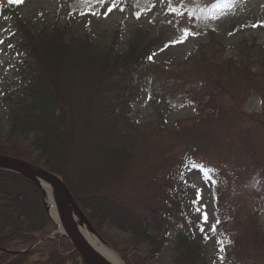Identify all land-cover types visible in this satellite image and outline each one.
Instances as JSON below:
<instances>
[{"label":"trees","instance_id":"trees-1","mask_svg":"<svg viewBox=\"0 0 264 264\" xmlns=\"http://www.w3.org/2000/svg\"><path fill=\"white\" fill-rule=\"evenodd\" d=\"M73 1L77 7L72 14L92 8L93 0ZM122 1L132 7L137 18L155 10L153 0ZM237 1L190 0L186 8L173 5L178 13L172 21L161 13L152 20L174 24L173 30L162 32L164 28L160 26L158 35L150 37L139 29L125 50L102 49L93 44L86 47L84 55L73 49L77 54L70 56L55 49L54 44L62 39L60 30L35 32L39 36L37 44L28 46V50L20 46L25 55V82L19 100L14 102L11 119V136H22L26 146L0 142V154L33 161L57 174L95 228L107 220L148 245L154 254L159 253L170 234H175V264H207L198 241L184 223L186 184L182 174L187 167L199 166L215 182L219 209L224 208L225 187L229 196L235 191L249 198L245 216L249 225L231 217L223 221L221 214L219 227L228 237L224 249L227 264H264V237L257 234L255 227L261 212L259 204L264 200V86L260 77L264 74L263 51L254 53L253 47L244 43L235 59H222L218 53L223 48L207 44L198 47V57L180 64L152 61L157 46L184 41L197 22L208 32V26L220 22L222 16L228 17L226 7ZM20 5L21 0H10L0 7V16H6L14 34L23 39L28 22L19 17ZM188 12L193 24L182 26V15ZM210 67L216 72L209 73ZM229 77L245 79L246 89L238 92ZM250 90L260 92V113L243 110ZM136 92L145 94L147 101L157 107L178 109L186 103H196L198 117L166 135L159 113L158 122L134 125L126 107ZM163 135V151L151 159L156 167L152 175L139 176L146 187L151 183L152 189L143 193L146 187L138 184L135 191L131 182L139 173L133 170L139 169L134 167L143 157L138 153L148 143H160ZM181 135L184 142L179 141ZM135 157L138 159L133 162ZM7 183L14 188L6 187ZM124 183H129L130 189L126 190ZM21 190L31 191L32 197L12 198L13 210L2 202V193L13 197V192L19 194ZM136 193H141L140 197L132 199ZM237 199L242 200L239 195ZM51 227L52 220L44 210L36 184L18 173L0 170V239L22 233L28 245V240ZM53 249L54 254L50 252L46 257L48 264H66L78 257L73 248L71 257L63 252L57 255L55 246Z\"/></svg>","mask_w":264,"mask_h":264},{"label":"rangeland","instance_id":"rangeland-1","mask_svg":"<svg viewBox=\"0 0 264 264\" xmlns=\"http://www.w3.org/2000/svg\"><path fill=\"white\" fill-rule=\"evenodd\" d=\"M188 1L190 2V0H153V3H155L154 12L137 18L132 7L125 6L121 0H93V4L90 6L92 8L82 10V13L76 14H72L73 11L71 12L74 7H77V3L73 0H23L20 5L19 17L21 16L29 23H27L28 28L24 29L26 35V38L23 36L24 40L18 34H13L14 29L11 21L0 17V142L3 144L7 142L9 146L17 145L21 148L26 146L22 136L19 139L16 136H11V119L15 106L14 102L19 100L25 82L23 75L25 55L24 51L20 50V46L26 47V50H28V46L33 47L34 44H37L39 36L35 32L49 29L50 32L55 33L56 29L60 30L62 39L60 38L61 41L54 44L55 49L60 53H68L70 56L77 54L73 49H78V53L84 55L83 51L86 50V47L93 44L102 49L119 47L120 50H125L128 40L139 29L150 34V37L158 35L160 26L164 28L161 29L162 32L173 30L175 28L174 24L169 23L177 15V10L172 8L173 5H183L186 8ZM0 3L5 4L6 0H0ZM228 9V17L222 16L220 22L208 26V32H204L201 24L197 22V26L193 28L194 31H190L184 41L162 43L157 46L153 52L152 61L156 64H180L191 57H198V47L207 44L211 45L210 48L215 44L217 47L221 46L223 50H220L218 57L222 59H235L238 48H241L244 43L252 46L254 53H258L260 50L264 53V0H243L232 5V7L228 6ZM157 13H168L171 19H168L167 25L163 24L165 22L162 20L153 23L152 20ZM193 20L189 12L187 15L184 13L181 18V25L189 27L193 24ZM197 31H201V33ZM60 57L57 61H60ZM199 63L204 62L200 61ZM201 70L204 69L201 68ZM216 70L210 67L208 71L210 73L211 71L216 72ZM223 74L225 75V73ZM260 77L263 78L261 81L264 86V74ZM228 80L235 85L238 92L246 89L247 81L243 80L242 77H229ZM136 93L137 95L131 97L126 110L130 121L139 127L158 122V115L160 114L163 118V129H165L163 133L166 135L168 131L177 132L179 126L185 127L198 117L199 107L196 103H186L181 108L169 109L166 105L157 107L150 104L145 94ZM261 108L262 97L260 92L250 90L248 98L243 103V110L246 113H260ZM204 111L207 112V110ZM180 140L184 142L182 135L179 138ZM162 142H166L164 135L160 139V143H148L142 146L144 149L138 153L143 157L134 167H139V169L133 168L134 174L139 173L131 182L135 191L138 184L146 187L145 183L140 181L139 176L152 175V170L156 167H153L151 159L154 160V156L163 151ZM214 152L216 154L218 151ZM137 159L138 157H135L133 162H136ZM30 162L33 163V161ZM38 166L47 169L43 165L38 164ZM182 175V180L186 184V198L184 200L185 226L198 241L201 255L207 264H227L224 249L228 243V238L223 229L217 226L221 220V214L223 215V221L231 217L237 222L243 221L241 224L249 225L248 220L245 218L246 212L249 211V198L247 196L243 197L235 191H232L233 194L230 193L229 196V191L225 187L223 195L225 196L223 197L224 208L219 209L216 203L215 182L205 175L201 167H187ZM122 186L126 190L130 189L129 183L127 185L124 183ZM6 187L14 188L11 183H7ZM144 189L143 193L152 189L151 183ZM31 193V191L21 190L19 194L13 192L12 195H15L13 197L4 196L2 193L1 200L13 210L12 198L18 197L21 199L26 197L27 199L29 196L32 197ZM39 194L43 204L41 190H39ZM140 195L141 193H136L132 199L137 200ZM238 195L242 200H245L238 201ZM259 205L261 212L257 215V225L255 227L258 229L257 234L264 237V200ZM43 207L48 218L52 220L53 227L44 232L45 234L40 233L41 235L38 237H33L31 241L28 240V245H25L24 241V254L9 262V264H32V262L48 264L49 261L46 257L47 255L50 256V252L52 255L54 254V246L57 255L63 252L64 256L71 257L73 252L71 249H75L74 246L66 237H62L56 232L58 230L56 224L50 213L46 211L44 204ZM205 214L207 220L204 218ZM93 228L99 235L98 239L108 248L114 250L125 264H140L141 261L144 264H175L174 257L177 249L175 234H170L169 240L161 246L159 253L154 254V251L148 245L139 242L133 238L130 232L113 226L107 220H102L97 228L94 226ZM48 236L53 238L32 248L36 242L38 243L39 240ZM261 241L264 242V240ZM40 253H43V255L41 256ZM78 260H80L79 253L74 261H66V264H75ZM80 261L82 262V260Z\"/></svg>","mask_w":264,"mask_h":264},{"label":"water","instance_id":"water-1","mask_svg":"<svg viewBox=\"0 0 264 264\" xmlns=\"http://www.w3.org/2000/svg\"><path fill=\"white\" fill-rule=\"evenodd\" d=\"M0 169L22 174L36 183L41 190L46 211L50 213V208H54L57 219L50 216L59 228L57 232L72 243L79 252L80 260L84 264H111L79 230L78 226L86 228L91 235L99 238L98 233L91 225L85 212L81 209L67 185L57 174L25 159L3 154H0ZM41 183L46 184L52 205L48 204L47 192ZM73 216L78 218V226H75L73 223ZM80 260L77 261V264Z\"/></svg>","mask_w":264,"mask_h":264},{"label":"bare ground","instance_id":"bare-ground-1","mask_svg":"<svg viewBox=\"0 0 264 264\" xmlns=\"http://www.w3.org/2000/svg\"><path fill=\"white\" fill-rule=\"evenodd\" d=\"M42 187L47 192V202L49 205H52L50 200V195L48 192V188L46 184L41 183ZM50 214L53 218L57 219L56 213L54 211V208H50ZM73 223L75 226H78V218L76 216H73ZM79 230L83 233V235L87 238V240L95 247L111 264H125L122 260V258L112 249L108 248L101 240H99L94 235H91L86 229L78 226Z\"/></svg>","mask_w":264,"mask_h":264},{"label":"flooded vegetation","instance_id":"flooded-vegetation-1","mask_svg":"<svg viewBox=\"0 0 264 264\" xmlns=\"http://www.w3.org/2000/svg\"><path fill=\"white\" fill-rule=\"evenodd\" d=\"M23 235L17 234L12 239H0V264H9V262L16 260L23 255ZM46 242V241H45ZM44 243V242H43ZM35 248V247H34ZM42 254V253H40ZM38 259V258H37ZM6 260L5 262H3ZM34 264H37L36 262ZM75 264H77L75 262ZM82 264V263H78Z\"/></svg>","mask_w":264,"mask_h":264},{"label":"snow or ice","instance_id":"snow-or-ice-1","mask_svg":"<svg viewBox=\"0 0 264 264\" xmlns=\"http://www.w3.org/2000/svg\"><path fill=\"white\" fill-rule=\"evenodd\" d=\"M17 2H19V0H17ZM204 218H205V220H207V215L206 214H205V217Z\"/></svg>","mask_w":264,"mask_h":264}]
</instances>
